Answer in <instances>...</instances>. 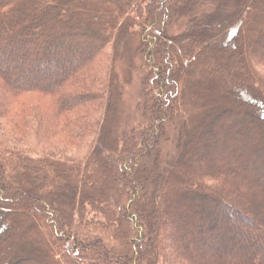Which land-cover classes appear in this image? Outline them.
I'll list each match as a JSON object with an SVG mask.
<instances>
[{
  "label": "trees",
  "instance_id": "trees-1",
  "mask_svg": "<svg viewBox=\"0 0 264 264\" xmlns=\"http://www.w3.org/2000/svg\"><path fill=\"white\" fill-rule=\"evenodd\" d=\"M92 1L96 7L101 6L102 0ZM106 1L103 9L106 22L98 25L102 33H97L91 29L97 26L90 12H73L74 0H0V121L10 124L22 139L26 137L38 147L33 152L31 147L26 151L0 146V264L10 260L13 248H18L19 240L26 237L39 240L40 244L29 256L14 255L13 264H20V260L39 264L40 246L46 251L43 257L52 264H80L78 260L87 264H264V223L259 230H247L245 224L253 225L258 216L251 217L230 198L231 194L237 196L238 190L254 193L258 200L253 199L251 204L264 222V135L258 130V125L264 124L261 122L264 115L255 114L257 106L263 107L264 113V27H260L264 11L252 9L254 0H234L235 13L217 31L221 36L216 38L213 28L222 20L210 15L199 28L200 21H190L188 33L170 42L155 32L148 35L146 29L158 26L157 16L154 19L152 15L162 11L166 4L173 5L171 9L176 12L177 0H153L151 4L150 0ZM257 5L263 7L264 0H257ZM164 19L165 16L159 21L164 23ZM136 21L143 34V44L137 49L146 54L157 91L148 92L143 105L149 120L136 132L117 138V143L112 133L116 122L113 109L120 104L121 95L115 59L106 50ZM247 31L252 37L251 45L246 41ZM150 41L154 43L147 47ZM235 41L240 51L256 62L239 77L252 84L249 89L255 93V105H250L249 111L246 107L245 111L229 108L210 113L218 101L208 95L196 103L199 108L195 114L184 120L182 105L190 104L192 93L189 82L183 81L186 74H209L213 69L211 61L220 59L221 53ZM210 45L217 58L207 54ZM199 80L201 92L203 88L210 94L212 89L204 84L205 76ZM212 84L216 91L226 82L216 76V83ZM175 87L181 89L176 92ZM35 98L46 100V112L33 104ZM219 115L226 122L216 125ZM195 120L196 128L200 129L191 133L194 127L190 123ZM172 125L178 127L182 151L166 177L163 175L167 193L161 195L162 211L163 215L170 214L178 220L181 231L187 234L183 240L164 234V220L157 218L143 224L138 215L159 194V187L147 190L143 184L146 186L149 167L156 160L160 163L163 160L162 138ZM189 134L197 140L199 150L206 145L209 149V154L196 161L213 154L218 163L222 158V166L213 162L202 169L197 164L195 168L188 167L184 171L190 175L187 191L180 197L183 179L174 175L176 169L184 166L181 158ZM52 137H60L80 150L85 148L87 154L72 161L41 156L39 150L42 149V154L45 147L40 143ZM109 144L113 147L118 144L120 153L123 152L118 157L114 185L109 183L110 173L103 160L109 156ZM154 147L156 154L151 161ZM35 167L42 169L37 170L39 177L35 176L43 180L40 189L47 200L25 193L24 185ZM99 172L105 173L107 179H95ZM253 174L260 179L251 180ZM96 182L103 183L110 200L96 190ZM135 191L141 192L139 196ZM187 192L196 197L189 205L183 199ZM59 194L69 196L68 206L63 200L59 205L52 204V197L57 199ZM30 198L37 203L30 205ZM181 207L187 209L185 216L176 215ZM22 210L30 221L34 217L40 222L38 226L32 223V231L29 225L16 230L18 213ZM52 211L57 215H50ZM102 212L108 214L110 222L99 219ZM89 213L93 219L87 218ZM88 221L91 229L86 227ZM105 224H110L111 231L102 229ZM173 240L180 243L183 253L169 254ZM6 243L11 249L4 252ZM215 259L216 262H211Z\"/></svg>",
  "mask_w": 264,
  "mask_h": 264
},
{
  "label": "rangeland",
  "instance_id": "rangeland-1",
  "mask_svg": "<svg viewBox=\"0 0 264 264\" xmlns=\"http://www.w3.org/2000/svg\"><path fill=\"white\" fill-rule=\"evenodd\" d=\"M152 2L153 0L152 1L150 0V4ZM194 2L196 3L193 5L192 3ZM94 4H95V1H92V0H74V6L72 10L73 12H82L85 10L90 12L92 15L91 17L95 21L94 25L97 26V27H92L91 29L93 31H96L97 33L98 32L102 33L99 26H101L102 24H104V22H106V20H104L106 15L103 12L104 11L103 9L105 5L107 4V1L102 0L99 3L101 5L100 7L99 6L96 7L97 5H94ZM169 4H166L165 8L162 11L158 10L156 14L154 13V15H152V18L154 19H155V16H157L156 22L158 21V26L147 27L146 30L148 32V35L149 34L152 35V32H155L156 36L163 35L170 42H172L174 37L188 33L191 27L190 21L192 20L200 21L198 22V25H197L198 26L197 28H199L203 26L206 20L205 18L210 15H216L215 17L216 19L218 17V20H222V23L219 22L220 25L215 24L217 27L213 28V31L215 32L214 33L215 37L217 35L221 36L220 32L217 33V31L220 30L221 24H224V26L228 24L230 17L233 15V13H235L234 0H222V2L220 0H193V1L177 0L178 10H176V12L172 10L173 5H169ZM184 5H185V8H183ZM251 7L252 9H254V7L255 8L257 7L261 9L262 11H264V5L263 7L257 5V0L253 1V4L251 5ZM164 16H165V19H164L165 22L163 23L162 21H159V20L160 19L162 20ZM262 22L261 23L263 25L260 27H264V19L262 20ZM146 23H149V21H147ZM138 24L139 22L136 21V23H133L131 27H128V29H125V31L123 30V32L120 33V35L118 36V39L116 40V42H114L113 47H110L106 50V54L109 56V53H110L115 59L114 69L118 77V83H119L118 90L120 91V95H121L120 104L114 107V109L112 108L113 114L115 115L114 117L116 120L115 125H113L112 133H113V136L116 137L117 143H119V140L122 139L125 133L129 134L130 131L132 132L134 130L136 132V130H139V127L142 125V123L145 122V120L146 121L147 119L149 120V116L148 115L146 116L143 112V105H145L146 103V95H148V92H152L153 94H155L157 91L156 83L153 82L154 79L151 78V75H150L152 67L149 66L150 64L149 62H147L146 54L139 52V50L137 49L139 45H141V43L143 44V36H142L143 34L141 33L142 29L141 27H139ZM248 27H252V26H248ZM252 32L254 33L253 35L256 34L254 30H252ZM245 34L247 37L246 41L248 45H251L252 37L250 33L248 32ZM221 38L223 40L226 39V37L224 36H222ZM151 42L152 41L147 42V47L151 44ZM183 44L184 43L181 42L180 45L183 46ZM229 45L231 47L227 48L225 52L221 53L222 55H220V59L218 58L216 60L211 61L210 66L213 69L212 71H209V74L200 72V74L197 75V73L193 72L190 75L186 74L187 77L185 79L184 77L181 76L184 79L183 80L184 84H186V81H188L191 86V90H192V93L189 94L190 104L182 105V108L185 111V115H183L184 120H187V118L191 114L192 115L195 114V112L199 108L196 105V103H200V101L202 102V100L206 98L208 95L212 96V98H215V100L218 101V105L211 108L210 113L213 112L214 110L220 112V111H223L229 108L241 109L245 111L244 108L246 107H249V108H246L249 111L250 105L251 106L252 104L255 105L254 104L256 102V99L254 98L255 93L249 89V87L252 86V84L249 85V83L245 82L239 77L240 75H242L243 71L248 69L250 66H253L256 62L253 61V58L252 60L251 59L249 60L248 55L243 50L240 51L237 41ZM183 49H184V52H187L184 46H183ZM207 54L210 56L212 55V57H216V58L218 56L216 51L212 50L211 45L207 47ZM208 55L206 56L208 57ZM186 57L187 55H185V58ZM179 71L180 73H183V70L180 69ZM21 74H23V72ZM39 76L40 75H37V77ZM203 76H205L206 78V80L204 81V84L208 86V88L211 87L212 90L209 94V92H207L205 89L202 88V92L203 93L206 92V93L203 96H200L202 92H201V86L198 83L200 81L199 78ZM216 76L222 77V79L225 80L226 84L224 86L219 85V88L215 91L214 84L212 83L213 82L216 83ZM239 83H242L243 86L239 87L240 86ZM178 88L179 90L181 89L180 87H175L174 90L176 91ZM241 88H243V90H241ZM223 98H225V100L227 101L225 102L222 101ZM33 104L35 106L37 105L40 111H43V112L47 111L46 100L35 98L33 101ZM257 107H258V110H256L257 113L255 114L257 115L260 114L261 116H263L264 115L262 111L263 107L262 109L260 106H257ZM252 109L254 110L255 108H252ZM222 116L219 115V117L217 118L214 124L220 125L226 122V120H224ZM262 119L263 120H261V122L264 121V116ZM190 124L191 126L193 125L194 127V128H191V133H195L194 132L195 129L196 130L200 129V127L196 128L197 127L196 120L193 121V123L191 122ZM258 130H259V133L262 132L264 135V124H259ZM117 138H119V140ZM162 139L163 140L161 142V151H162L163 160L161 161V163L158 162V160H156V163L149 167L148 172L146 173V177H145L147 179L146 186L145 184H143L144 186L142 185L143 187H147V190H150L154 187L155 188L159 187L157 190L159 194L155 196L153 202L152 201L150 203L148 202V204H146V207L142 208L141 212L138 211V215H139L140 223H143V224L144 222L146 223L149 220H152L153 222H155L157 218L164 220V230H165L164 234L172 239L175 237L182 239L184 236L186 237L187 234L181 231L180 223L178 222V220L176 221L173 215H170V214H168V216L163 215L162 197H161L163 193H167L166 192L167 185L166 186L165 184L163 185V181H164L163 175L165 176L167 174L168 170H170L171 166L173 165V162L178 158L179 153H181L182 151L180 147L181 139H179L178 127H176L175 125L174 126L172 125L169 128L168 134ZM188 140L189 141H187L185 145L187 149L185 150V153L183 154L181 158V162L184 165L182 168L183 170L176 169V175H174V177L178 179L180 177L183 179V182H182L183 185L179 191V196L181 195L180 197H182L184 191L185 192L187 191L186 189L188 185L186 183H187V179L190 178V175L184 171H186L188 167L195 168L194 164H197L199 168L202 169L213 162H217L218 160L217 157L213 156L212 154V156L207 157L205 160L196 161L197 159L199 160L202 159L205 153L209 154V149L208 147H206L207 146L206 145L203 148L201 147V149L199 150L197 147V143H196L197 140L190 134H189ZM40 144L41 146H44L46 150V151L45 150L42 151V154H41L42 149L40 148L39 151H40L41 156H46V157L49 156L51 158L54 157V159L58 161L59 160L72 161L77 158L82 159V156L84 157L87 154V149L81 148L80 150L79 148H76L70 145L64 139L60 137L59 138L58 137L48 138L44 142H41ZM1 145L4 147H10V148H19L23 150L26 149V151L31 147V150H33V152H35L38 149V147H35V145L29 143L26 137L22 139L21 136H19V134L10 124H7V123L3 124L2 121H0V146ZM109 145H110V147H108V149L110 150L109 156L107 157L104 156L103 160H104L105 165L107 166L108 172L110 173L109 183H112L114 185L116 183L115 181L116 176H117L116 166H117L118 157H120L122 155L121 153L123 152L120 153L121 149L120 150L118 149V144L116 147H113L112 144H109ZM215 145L218 146V144H215ZM261 146L262 145L259 144V147ZM155 151H156V147H154L153 151H151L152 152L151 161L153 159V155L156 154ZM105 153L107 152H105L104 150V154ZM213 157H214V160H213ZM221 163H222V158H221V161H219V163L217 162V164L221 165ZM34 169L35 170L32 171L34 174L29 176L28 181H26L24 185L25 186L24 189L26 191L25 193L29 192L30 194H34L35 196H38L39 200L43 198H44L43 200H47V198L45 197L46 195L42 192V189H40L42 188L41 185L43 183V180L40 178L38 179L39 177L38 174H40V172H38L37 170L42 171V169L40 168L37 169V167H35ZM112 171L114 173H112ZM36 174L38 177L35 176ZM98 177L99 179H101V181H104L107 179V176L105 175V173L104 175L101 174L100 172L99 174L96 173L95 179H98ZM254 179H260V177L258 178V174L252 175L251 180H254ZM94 184L96 185V190L102 191V196L105 195L106 198L110 200V193L106 192V189H103L104 188L103 183L102 185H98L99 183L97 182ZM136 188H138V186H136ZM68 189L71 190V188L69 187ZM139 192L140 191H135L136 196H139V194L141 193ZM236 193L238 194L237 196L234 194H231L232 195L230 197L232 198L231 201L238 204V207H240L243 211L249 212L250 214L248 215H250L251 217L254 216L253 214L258 216V217L256 216L258 219L253 225L249 226L247 223L245 224L246 229L249 231H254L255 229L259 230L260 228H262L261 225L262 223H264L262 221V217L260 213H259L260 216L257 214L256 208H253L251 204V201L253 199L258 200V197H256V195H254V193H251V192H248V194H245L244 192L238 190ZM187 195L188 196H185V195L183 196L184 197L183 199L185 200L186 205L194 203L193 200L194 198L196 199V197L193 198L191 196V193H188ZM190 197H192V199ZM227 197L228 196H226V198ZM30 199H31L29 202L30 205L31 204L34 205L37 203L35 199H32V198ZM62 200L64 204L68 206V202L70 201L69 196L63 197L61 194L58 195L57 199H55L54 196L52 197V204L55 205V202H56V205H59V203ZM202 205H204V203ZM58 208H60V206H58ZM197 210H200V208H197ZM203 210H204V207H203ZM186 211H187L186 207H181L179 210H177L178 214L176 215L185 216V214H187ZM49 214L50 215L54 214L55 216L57 215L55 211L49 212ZM87 218L89 220L93 219L92 213H89L87 215ZM105 218L108 222H110L108 214H106L105 212H102L101 215L99 216V219L104 220ZM18 219H19V226H18V229H16L17 231H19L20 229H24L28 225H29L28 228L32 231V228H31L32 223L35 226H38V224H40L38 218L35 219L34 217H32L30 221L28 217H26V213L23 210L18 213ZM86 227L91 229L92 225L89 221L87 222ZM102 229L107 232L111 231L110 224L102 225ZM189 237H191V235H189ZM15 241L16 239H14V242ZM195 241H198L197 237H195ZM39 242H40L39 240H33V239H30L29 237L21 238L17 244L18 248H13L12 254H11L12 256L10 260L6 259L5 262L1 261V264H13L16 261V258H14L15 256L22 257V256H29L33 254L35 252L34 249L36 248V246L40 244ZM157 244H160V241ZM169 246H170V249L168 251L170 252L169 253L170 255L173 252H178V251H180L181 253L184 252L182 251L180 247V243H176L174 240L172 243L169 244ZM10 247H9V244L6 243L4 245V252L7 250H10L11 249ZM221 250H224V248H221ZM39 251H40V254H38L37 263L52 264L50 262H47L46 258L43 257L46 251L43 249L42 246L39 247ZM213 261L216 262V259L211 260V262ZM78 262L80 264H87L86 262H83L81 260H78ZM20 264H28V263L25 262L24 260L23 261L20 260Z\"/></svg>",
  "mask_w": 264,
  "mask_h": 264
}]
</instances>
